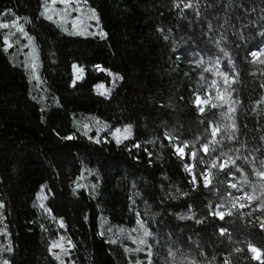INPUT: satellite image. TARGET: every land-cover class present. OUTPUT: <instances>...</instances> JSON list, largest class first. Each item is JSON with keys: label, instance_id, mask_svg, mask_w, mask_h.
<instances>
[{"label": "trees", "instance_id": "16d2710c", "mask_svg": "<svg viewBox=\"0 0 264 264\" xmlns=\"http://www.w3.org/2000/svg\"><path fill=\"white\" fill-rule=\"evenodd\" d=\"M84 1L106 36L65 32L42 15L43 0H0V17L26 18L42 80L57 100L44 108L35 99L0 27V264H58L37 201L43 188L75 264H128L124 249L101 233L102 218L126 227L141 218L151 232L152 264H264V179L256 175L264 167V54L250 55L264 46V0ZM217 60L229 76V103L236 102V138L205 155L199 149L212 124L230 123L222 115L228 105L200 113L194 103L203 68ZM75 64L84 68L78 81ZM109 71L123 79L100 95L96 86L111 83ZM89 117L131 126L133 138L97 143L76 130ZM224 136L222 128L217 140ZM184 142L181 158L173 145ZM237 149L241 171L212 169L209 188L191 182L186 164L200 181L211 157L224 150L235 158ZM244 193L252 199L238 201L232 215H210Z\"/></svg>", "mask_w": 264, "mask_h": 264}, {"label": "rangeland", "instance_id": "374dc122", "mask_svg": "<svg viewBox=\"0 0 264 264\" xmlns=\"http://www.w3.org/2000/svg\"><path fill=\"white\" fill-rule=\"evenodd\" d=\"M93 12L95 13L96 18H93ZM42 13H44V17L52 16L53 19L51 21L56 23L69 34L103 37L100 35V33H104V31L96 11L91 8L84 0H43ZM3 24L9 25L7 28L0 26L4 35L6 50L11 59L15 63L22 65L27 71L35 99L44 108L48 107L49 105L57 104V100L50 95V92L42 80L39 51L34 38L26 30V18L15 16L11 12H5L0 17V25ZM20 27H23L24 33H27V35L19 31ZM30 39L31 43H29ZM262 49H264V46ZM260 50L261 49L256 50L259 52V55L255 58H260L264 54V51ZM33 63L36 65L34 69L31 67ZM75 66L83 69V72H77L73 67L75 81H78L81 80L84 75V68L77 64H75ZM206 69L209 70H207L206 77H204L199 90L195 93V100L196 96L199 95L202 100L209 101L208 104L202 105L204 110L208 106L213 108L211 106L212 104H216L217 107L228 105L229 92L227 83L229 80L227 83H225L222 76L215 74L217 71L220 72V64L217 66L216 62L213 61L208 63L206 67L203 68L204 71H206ZM78 76L81 78L77 79ZM112 80L113 77H111L110 84H99H104L105 89L111 88L112 92L113 88L115 87H113ZM213 81L216 82L215 86H213ZM117 83L118 81H116L115 85ZM217 89H219V92L223 94V100L217 98ZM224 100H227L228 103H224ZM97 121L98 120L89 117L85 122H77L76 130L79 134L92 137L93 139L99 141H108L110 139L116 141V138L113 136V133L116 129L121 130V135L119 137L120 143L133 138L132 130L131 135H129L127 139H123V129L125 127L110 128L104 123H97ZM85 125H87V128H85ZM212 126L215 125L212 124ZM135 145L139 144L136 143ZM47 198L48 195L43 188L37 197V201L39 208L43 212V218L45 219L44 224L46 227L51 225L49 230V245L51 252L56 256V258L59 256V259H57L58 264H75L71 257L72 242L69 243L71 240L62 229L61 223L55 218L52 211L48 209ZM41 204H43V207H41ZM138 221L142 222L143 227L141 226V223H138ZM100 226L101 233L106 238H108L110 242L117 244L124 249L128 264H148L149 257L147 252L149 250L148 245H150V243L148 240L149 236H144V230L147 229L149 232L150 230L141 218L137 219L136 225L133 227L113 225L108 222L107 218H102ZM141 239L145 240L146 243L140 244L139 241ZM53 244L62 245L63 249L66 251H62L61 247L53 248ZM136 249H139V251H136ZM252 255L254 258L256 257V253L252 252Z\"/></svg>", "mask_w": 264, "mask_h": 264}, {"label": "snow or ice", "instance_id": "6c2138e0", "mask_svg": "<svg viewBox=\"0 0 264 264\" xmlns=\"http://www.w3.org/2000/svg\"><path fill=\"white\" fill-rule=\"evenodd\" d=\"M177 7H179V5H177ZM185 7L186 8H190V7H192V5L189 3V4H186ZM42 15H44V13H42ZM45 18L48 19V20H52L53 19L52 16H46ZM93 18H96L94 12H93ZM0 26H2L4 28H7L9 25L8 24H3V25H0ZM209 27H211V24H209ZM19 31L24 33L23 27H20ZM24 34L27 35V33H24ZM100 35L101 36H106L107 34L101 32ZM29 43H31V39L29 40ZM260 51H264V49H261ZM250 55L252 57H256V56L259 55V52L258 51H252L250 53ZM261 63H264V61H261ZM216 64H217V66L219 65V60L216 61ZM35 66L36 65L34 63L31 65V67L33 69L35 68ZM73 67H74V69L77 72H83V69L78 68L75 65ZM97 68L100 71H105V69L101 68L99 65H97ZM207 70H209V69H206V71ZM215 74L219 75V76H222L224 81H225V83L228 82L229 76L227 75V73L217 71ZM108 75L113 77V80H112L113 87L115 86L116 81L123 79L119 74H113L110 71L108 72ZM79 78H81V77L78 76L77 79H79ZM215 83L216 82L213 81V86H215ZM74 85H75V81H73V86ZM97 90H98V94L104 95V96H109L110 93H111V88L105 89V85L104 84H99L97 86ZM101 90H103V91H101ZM217 98L221 99V100L224 99L223 94H221L219 92V89H217ZM194 103H195L196 107L199 109L200 113H203L204 112V107H202V105L208 104L209 101L208 100H202L201 97L199 95H197L196 96V100H195ZM224 103H228V101L224 100ZM235 103H236L235 101H232L231 103H229L227 111L222 114V115H224L226 117V120L229 121L230 123H219V124H216L215 126H212L209 129L210 138L207 139L200 146V149H199L205 155H207L209 153L210 146H211V151L216 153L217 152V147L216 146L222 144L223 139H227V140L231 141V140L236 138L235 137L236 121H235L234 116L232 115L236 111V108L233 106V104H235ZM211 106L213 108L217 107L216 104H212ZM97 123H99V121H97ZM85 128H87V125H85ZM222 128H223V130L225 132V136L222 137L221 140L218 141L217 140V136L220 134ZM120 135H121V130L120 129H116L115 132L113 133V136H114V138H116V142L117 143H120V138H119ZM129 135H131V126L125 127L123 129V139H127ZM166 138L171 143L173 138L171 136H167ZM65 139L71 140V139H73V137L72 136H67V137H65ZM96 142L99 143L100 141L97 140ZM135 146L139 147V145H135ZM188 147H189V144L187 142H184L182 145L181 144L173 145L175 153L177 155H179L181 158L185 157V155H186L185 149L188 148ZM236 152H237V155L235 156V158H233V156L231 154H229V152H226L224 150H220L217 155L211 157V162L209 163L208 168L204 172L200 173V181L197 180L196 174L192 172L193 165L186 164L185 165V169L192 174L191 182L195 186H198L199 183L202 181L203 186L205 188H209L211 186V184H212V178H213L212 169H217L218 168L219 171L223 172L226 168H228L230 166H233L235 168V171H238V172L241 171V168L236 165V160L241 158L240 155H239V149H237ZM188 155H189L190 159L194 160L196 158L197 152L194 150ZM245 160H247V157H245ZM229 175H231V173H229ZM256 175L261 177V179H264V167H262V169H260V170H256ZM244 183H247V177L246 176L244 177ZM229 187H231L233 189H236L239 192H243V188L238 187V185L236 183L229 184ZM229 195H231V193H229ZM244 199L251 200L252 196L249 195L248 193H244L241 196L234 197L232 202H231V206L230 207H226L224 204L217 205L215 210L210 212V215H213V216L219 218L220 220H224L226 215L227 216L232 215L231 209L237 207V202L241 201V200H244ZM0 207H3V205L0 204ZM41 207H43V204H41ZM209 207L211 208V205ZM239 207L240 208H244L245 205L244 204H239ZM183 218L184 217H182V219ZM189 218H191V217H189ZM198 222H202V221H198ZM138 223H141V226L143 227L142 222L138 221ZM61 226L63 227V223L62 222H61ZM261 226L264 227V224H262ZM226 231H227L226 229H221L220 230V234L224 235L226 233ZM150 235H151V232H149L147 229H145L144 230V236L147 237V236H150ZM69 243H71V241H69ZM139 243L140 244H145L146 241L141 239L139 241ZM52 247L53 248L61 247L62 251H66L65 249H63L62 245H59V244H53ZM148 249H149L148 252H147V255L149 257L148 264H152V261H151V256H152L151 245H148ZM136 251H139V249H136ZM236 251L239 252L240 249L238 248V249H236ZM249 251L256 253V257L255 258L256 259H260L261 255H262L260 250H258L257 248L249 245ZM170 254H172V253L170 252ZM57 259H59V256H57ZM4 264H8V262L5 261Z\"/></svg>", "mask_w": 264, "mask_h": 264}]
</instances>
